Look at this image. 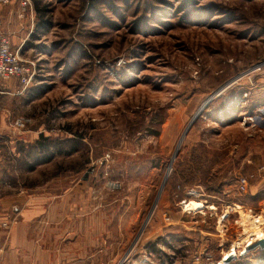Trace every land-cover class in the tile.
I'll list each match as a JSON object with an SVG mask.
<instances>
[{"label":"rangeland","instance_id":"rangeland-1","mask_svg":"<svg viewBox=\"0 0 264 264\" xmlns=\"http://www.w3.org/2000/svg\"><path fill=\"white\" fill-rule=\"evenodd\" d=\"M31 2L0 198L48 217L21 264H264V0Z\"/></svg>","mask_w":264,"mask_h":264},{"label":"crops","instance_id":"crops-1","mask_svg":"<svg viewBox=\"0 0 264 264\" xmlns=\"http://www.w3.org/2000/svg\"><path fill=\"white\" fill-rule=\"evenodd\" d=\"M20 7L21 2L16 9L11 10L12 13L9 16L5 12L1 13L0 11V33L8 35L13 48L19 49L21 54L24 55L28 49L25 45V33L21 30L24 28L28 29L29 26L23 20L30 17L32 20L30 26L32 30L34 27L35 6L34 2L33 4L31 2L27 6V17L19 15ZM36 9L39 10L41 8L36 7ZM13 14H15L16 19L19 21V24H16V26L8 25L10 20L13 22L16 21L13 19ZM21 87L22 85L19 79L14 78L5 86L4 92L0 93V162L3 160L4 155L9 154L12 157L18 155V152L13 151L18 140L17 134L19 130L13 126V122L18 116L16 100L12 96L21 94L17 93ZM26 120L28 121V119ZM14 202L17 203L14 206L18 208L17 221L9 229H4L0 226V264H21L22 262L28 261V257L30 256L29 250H33L35 240L39 239L37 242H40L42 239L38 237L33 240L32 228L36 227L41 231L48 217V213H45L43 198L35 196L32 191L28 190L24 193L1 197L0 215H11L13 208L10 209V206ZM38 250L40 251L41 247H38Z\"/></svg>","mask_w":264,"mask_h":264},{"label":"built area","instance_id":"built-area-1","mask_svg":"<svg viewBox=\"0 0 264 264\" xmlns=\"http://www.w3.org/2000/svg\"><path fill=\"white\" fill-rule=\"evenodd\" d=\"M12 0H0V4H9ZM31 3V0H21V7H20V16H24L27 6ZM33 62H31L29 59H26L22 56L19 49H14L11 41L8 37V35L4 33H0V93L4 92V88L8 83L14 79L17 78L21 81L23 85H27L34 77V70H33ZM27 120L25 119H16L13 122V126L17 130H23L25 129L27 125ZM238 189L240 192H245L248 188L249 180L246 176H241L238 178ZM236 210L239 211L238 214L241 216V213L243 212L242 208L239 205H235ZM247 211V210H246ZM245 211V212H246ZM250 216H252L251 212L249 211ZM246 214V213H245ZM17 215H18V208L16 206L13 207L11 215H0V226L4 229H9L12 224L17 221ZM228 213H223L224 219ZM249 216V218H250ZM263 216V215H261ZM259 216V222L262 226L261 229L264 232V217ZM255 237L249 238L246 240L245 248H243V251L254 242L261 240L258 238V235H254ZM264 239V237H263ZM232 249L230 250V252ZM243 251H240L239 254ZM226 256V255H225ZM224 256V258H225ZM228 259V258H227ZM227 259H224L223 261H227ZM222 264V263H219Z\"/></svg>","mask_w":264,"mask_h":264},{"label":"bare ground","instance_id":"bare-ground-1","mask_svg":"<svg viewBox=\"0 0 264 264\" xmlns=\"http://www.w3.org/2000/svg\"><path fill=\"white\" fill-rule=\"evenodd\" d=\"M245 216H249V214H246ZM242 217V216H241ZM244 223H245V225L247 226V225H249L250 226V224L249 223H247V222H245L244 221ZM250 229V228H249ZM255 232H252V233H255V235H258V238L259 239H263V237H264V232H263V230L262 229H260V228H257L256 230H254ZM249 233V232H248ZM251 233V234H252ZM245 251H247V249H245L244 250V253H245ZM234 255H237V251H236V249L235 248H232V251L230 252H227L226 253V256H225V258L224 259H227V258H231V257H233ZM234 258V257H233ZM228 264V263H227Z\"/></svg>","mask_w":264,"mask_h":264},{"label":"trees","instance_id":"trees-1","mask_svg":"<svg viewBox=\"0 0 264 264\" xmlns=\"http://www.w3.org/2000/svg\"><path fill=\"white\" fill-rule=\"evenodd\" d=\"M40 136H41L40 138H42V137H43V135H42V134H41ZM36 146H38V148H40L41 150L45 151L46 149H49V148H51V147L53 146V144H52V143H49V144H46V143H41V144H40V142H37ZM257 260H259V261H262V260H264V248L262 249V253H261V254H259V256H258V259H257Z\"/></svg>","mask_w":264,"mask_h":264},{"label":"water","instance_id":"water-1","mask_svg":"<svg viewBox=\"0 0 264 264\" xmlns=\"http://www.w3.org/2000/svg\"><path fill=\"white\" fill-rule=\"evenodd\" d=\"M212 98H213V96L210 97V98L207 100L206 104H207ZM206 104H205V105H206ZM205 105H204V106H205ZM204 106H203V107H204ZM203 107H202V108H203ZM196 116H197V115H196ZM196 116H195V117H196ZM195 117H194V119H195ZM194 119H193V120H194ZM193 120L190 122L189 126H188L187 129L185 130L184 135L187 133L189 127L192 125ZM184 135H183V136H184ZM182 138H183V137H182ZM176 153H177V151H176ZM176 153L174 154V157H175ZM173 159H174V158H173ZM165 180H166V179H165ZM164 183H165V182H164ZM163 185H164V184H163ZM256 245L260 246L261 248H264V239L259 240V241L257 242ZM229 260H230V258L227 259V261H229ZM227 261H226V262H227Z\"/></svg>","mask_w":264,"mask_h":264}]
</instances>
